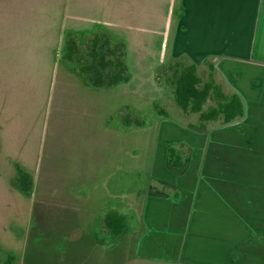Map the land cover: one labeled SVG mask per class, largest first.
I'll return each mask as SVG.
<instances>
[{"label": "rangeland", "instance_id": "rangeland-1", "mask_svg": "<svg viewBox=\"0 0 264 264\" xmlns=\"http://www.w3.org/2000/svg\"><path fill=\"white\" fill-rule=\"evenodd\" d=\"M69 7L70 0H0V264H160L136 257L131 239L141 227L139 196L175 192L153 172L200 114L177 104L174 84L182 68L171 67L157 38L103 30L117 58L122 54L124 82L94 85L84 69L91 65L94 33L70 30ZM70 37L80 49L72 56ZM198 74L203 84L211 74L224 83L212 62ZM224 89L230 93L225 83ZM187 151L180 149L184 158ZM94 154L112 159L107 182L90 174ZM22 174L33 183L30 192L19 187ZM79 184L86 194L113 193L108 205L125 215L122 237L103 233L95 213L77 219ZM100 238L106 245L95 246Z\"/></svg>", "mask_w": 264, "mask_h": 264}, {"label": "crops", "instance_id": "crops-1", "mask_svg": "<svg viewBox=\"0 0 264 264\" xmlns=\"http://www.w3.org/2000/svg\"><path fill=\"white\" fill-rule=\"evenodd\" d=\"M69 10L72 31L157 38L171 61L216 64L245 104L238 122H207L203 130L181 133L185 140L175 146L190 152L186 158L180 152L185 167L177 174L168 168L167 147L153 175L175 192L139 196L141 227L131 239L136 257L160 264H264V0H70ZM107 157L94 154L90 174L98 182L112 177ZM81 187L73 194L77 219L95 213L102 232L116 237L105 226L115 212L108 205L113 193L86 194ZM93 241L103 246L107 239Z\"/></svg>", "mask_w": 264, "mask_h": 264}, {"label": "trees", "instance_id": "trees-1", "mask_svg": "<svg viewBox=\"0 0 264 264\" xmlns=\"http://www.w3.org/2000/svg\"><path fill=\"white\" fill-rule=\"evenodd\" d=\"M66 47L69 56L80 52L77 41L71 37ZM89 57L91 65L84 69L90 75L93 73L90 79L94 85L112 87L124 82L125 68L123 59L121 60L122 54L117 58V49L116 51L113 49L108 34L103 33L92 38ZM113 57L116 59L115 62ZM173 63L171 67L182 68L174 84L177 104L187 114H200L199 123L190 124L191 129L203 130L207 122L220 121L222 125H230L245 116V104L240 95L226 92L224 84H219L213 74L203 84L202 78L198 74V67L195 64L187 62L185 59L175 60ZM210 68L214 72L215 68L212 65H210ZM105 78L109 79L108 84L103 82ZM207 105L209 106L206 109ZM159 113L166 117V113L163 111ZM168 165L170 168L177 170L185 167L184 158L176 146H171L168 149ZM19 187L30 192L33 183L28 184L27 175L22 174L19 178ZM124 221V216L118 212H112L106 217V229L114 236L119 237L126 231Z\"/></svg>", "mask_w": 264, "mask_h": 264}]
</instances>
